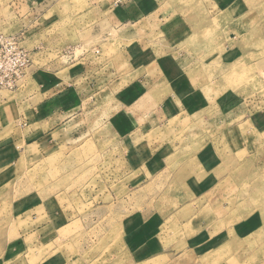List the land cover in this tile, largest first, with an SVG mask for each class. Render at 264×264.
I'll use <instances>...</instances> for the list:
<instances>
[{
    "label": "rangeland",
    "instance_id": "rangeland-1",
    "mask_svg": "<svg viewBox=\"0 0 264 264\" xmlns=\"http://www.w3.org/2000/svg\"><path fill=\"white\" fill-rule=\"evenodd\" d=\"M68 3L50 49L22 38L36 65L97 50L110 33L98 8ZM168 6L162 43L197 65L172 96L142 97L148 85L113 62L74 134L1 181L0 264H264V0Z\"/></svg>",
    "mask_w": 264,
    "mask_h": 264
},
{
    "label": "crops",
    "instance_id": "crops-1",
    "mask_svg": "<svg viewBox=\"0 0 264 264\" xmlns=\"http://www.w3.org/2000/svg\"><path fill=\"white\" fill-rule=\"evenodd\" d=\"M84 1L102 12L114 36H110V30L99 37L94 45L97 50L92 48L69 61L52 59L43 65L33 62L20 89L0 94V195L3 191L1 181L8 179L18 160L42 156L45 145L62 144L65 137L74 134L81 115L90 112L85 111V102L94 101L97 95L101 97L105 93L113 62L120 60L123 66L119 77L148 85L142 97L160 96L159 92L167 89V95L172 96L170 90L175 88L176 81L196 64L190 52L187 55L174 44L162 43L167 33L162 28L166 27L165 18L173 15L170 9L174 7L168 6L169 0ZM68 2L10 0L7 18H2L0 23L8 33L22 34L25 44L39 36L41 44L38 47L50 49L54 40L53 36H47L48 28L61 20ZM35 4L40 6L35 20H38V27L35 21L29 25L27 20ZM71 47L76 46L68 48ZM160 83L165 84L163 89L155 88ZM111 119L110 116L105 121L104 127H111Z\"/></svg>",
    "mask_w": 264,
    "mask_h": 264
},
{
    "label": "built area",
    "instance_id": "built-area-1",
    "mask_svg": "<svg viewBox=\"0 0 264 264\" xmlns=\"http://www.w3.org/2000/svg\"><path fill=\"white\" fill-rule=\"evenodd\" d=\"M32 63L31 51L22 45L21 35L0 30V94L18 90Z\"/></svg>",
    "mask_w": 264,
    "mask_h": 264
}]
</instances>
